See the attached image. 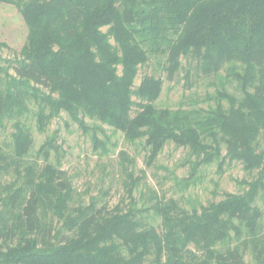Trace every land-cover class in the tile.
I'll list each match as a JSON object with an SVG mask.
<instances>
[{"label":"trees","instance_id":"trees-1","mask_svg":"<svg viewBox=\"0 0 264 264\" xmlns=\"http://www.w3.org/2000/svg\"><path fill=\"white\" fill-rule=\"evenodd\" d=\"M0 4L14 6L27 30L17 57L0 56V127L14 120L9 151L0 149V173L12 171L18 181L0 192V264H244L238 243L264 264V214L254 202L264 190V0ZM151 58L168 81L184 70L187 88L190 61L195 78L224 70L241 96L222 86L206 109H158L161 77L145 75L134 87L138 69ZM30 104L38 131L65 113L83 134L91 132L96 148L104 150L96 136L103 130L90 128L86 119L112 128L128 143L143 140L148 167L167 143L187 149L185 188L201 166L216 161L218 170L240 162L256 177L242 181L243 193H225L198 208L157 197L149 206L160 220L157 228L136 210L132 178L126 210L121 203L107 209L94 201L70 208L72 188L49 163L51 151L59 154L54 141L38 151L42 166L24 161L31 135L22 118L31 113ZM45 216L59 227L44 224ZM232 240L238 243L230 248Z\"/></svg>","mask_w":264,"mask_h":264},{"label":"rangeland","instance_id":"rangeland-1","mask_svg":"<svg viewBox=\"0 0 264 264\" xmlns=\"http://www.w3.org/2000/svg\"><path fill=\"white\" fill-rule=\"evenodd\" d=\"M26 34L27 30L18 10L14 6L0 4V43L4 44V47H0V56L9 60L17 57L25 43ZM193 63L190 61L189 64H185V67L191 70L192 84L189 88L184 85L182 78L184 70H180L174 80L168 81L165 72L156 64L154 58L138 69L134 87L138 86L145 75L161 77L163 84L155 107L169 110L206 109L207 105L214 104L215 93L222 89V86L227 93L236 97L241 96L232 78L225 77L224 70L209 77H203L198 73L195 78ZM29 109L31 113L22 118L31 135V146L24 161L42 166L43 158L39 157L38 151L48 139L54 141L59 147V154L51 151L49 163L62 171L72 188L70 208L94 201L96 207L105 206L107 209L121 203L123 210H126L130 202L126 187L132 178L135 185L131 197L136 210L142 212L145 222L157 228L160 220L153 217L149 210V206L155 203L157 197L164 202L175 200L185 209L193 206L198 208L199 205L221 200L225 193H243L247 186L243 185L242 181L249 182L256 177L255 171L246 172L240 162H226L218 170L219 163L216 161L201 166L197 171L196 180L189 181L190 186L185 188L182 183L188 178L190 171L188 161L191 159L187 149L167 143L156 161L148 167L145 164L147 151L143 140L128 143L112 128L86 119L90 128L98 127L103 130L96 132L97 139L104 145L102 150L94 146L91 132L83 134L65 113L52 119L44 131H38L32 117L36 108L30 104ZM134 112L135 109L132 110V116ZM13 122L14 120H7L0 127V149L4 152H8L10 148V135L14 131ZM261 147L264 150V144L261 143ZM223 154L224 151L221 155ZM17 185L18 181H15L12 171L0 173V192L6 191V187ZM254 202L264 214V190L259 192ZM42 222L44 224L51 222L59 227L56 219L51 220L48 216H45ZM237 243L236 240H232L230 248L235 247ZM238 247L244 264H256L251 248H243L240 243ZM217 248L222 250L225 247L219 245Z\"/></svg>","mask_w":264,"mask_h":264}]
</instances>
